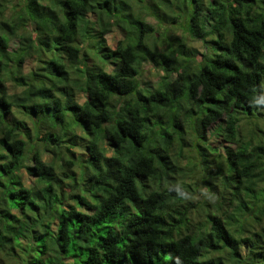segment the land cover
Wrapping results in <instances>:
<instances>
[{"label":"clouds","instance_id":"clouds-1","mask_svg":"<svg viewBox=\"0 0 264 264\" xmlns=\"http://www.w3.org/2000/svg\"><path fill=\"white\" fill-rule=\"evenodd\" d=\"M0 264H264V0H0Z\"/></svg>","mask_w":264,"mask_h":264}]
</instances>
